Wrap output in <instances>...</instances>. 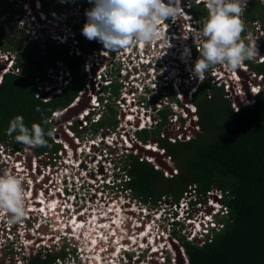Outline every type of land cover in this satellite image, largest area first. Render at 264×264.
Returning a JSON list of instances; mask_svg holds the SVG:
<instances>
[{
  "label": "built area",
  "instance_id": "1",
  "mask_svg": "<svg viewBox=\"0 0 264 264\" xmlns=\"http://www.w3.org/2000/svg\"><path fill=\"white\" fill-rule=\"evenodd\" d=\"M23 1L10 2L14 4L15 18H19V29L28 16L34 21L29 31L33 41L61 48L65 33L74 36L67 25V10H62L52 22L40 11L39 0H30L28 4ZM72 3V14L80 16L81 6ZM193 6L206 9L202 0H181L187 15L167 19L161 26L159 39L142 47V43H136L113 52L98 42V49L83 53L80 42L74 38L69 55L85 58L86 83L71 103L52 112L48 119L53 133L50 139L61 147L58 155L46 153L30 157L29 148L17 150L0 140V175L5 172L18 175L28 193L26 215L21 221L11 222L8 214L0 216V264H29L34 257L44 260L48 254L56 253L71 257L74 248L77 250L74 258L63 261V256L58 257L53 264H72L79 260L81 264H92L93 254L103 253H106L105 259L101 257L95 261L97 264L99 261L100 264H189L185 244L202 247L211 243L231 223L225 202L227 191L211 188L199 193L196 186H188L177 200L164 195L153 203L150 199L145 202L132 197L133 192L126 187L130 177L125 159L129 155L150 164L164 178L178 175L171 157L160 145L190 140L197 121L193 97L203 82L209 81L222 89L235 112L264 90V73L252 71L249 65H260L264 60L248 61L240 70H231L233 77L221 75L219 65L206 73L203 82L192 75L200 55L197 51L200 41L194 42L192 35L203 27L190 12ZM7 17L9 14L0 20ZM244 24L243 39L248 43V36L256 33L255 28L259 26L258 31L264 32L259 21ZM58 28L63 34H58ZM154 50L159 52L154 54ZM14 59L11 52L0 49V81L5 73L19 74L20 70L13 67ZM63 64L56 60L44 69L43 77H36V99L50 102L62 94L72 79L71 71ZM247 71L253 73L252 77L249 78ZM239 75L248 85L242 92L235 84L240 81ZM171 94L177 101L171 100ZM163 110L170 114L159 134L145 141L140 139L138 133L159 128ZM184 119L191 126L188 130L183 126ZM154 138L156 142H152ZM120 198L125 201L118 203ZM125 204L129 208L125 209ZM116 209L134 215L131 234H126L128 240L117 242L114 233H99L109 228L106 222L112 216H106ZM147 215L151 217L145 225ZM91 221L100 227L92 235L98 242L85 251V243L91 245V240L84 234L75 236L72 225L82 224L79 230H86V224ZM132 239L140 241L139 245L131 242Z\"/></svg>",
  "mask_w": 264,
  "mask_h": 264
},
{
  "label": "trees",
  "instance_id": "2",
  "mask_svg": "<svg viewBox=\"0 0 264 264\" xmlns=\"http://www.w3.org/2000/svg\"><path fill=\"white\" fill-rule=\"evenodd\" d=\"M39 2L41 12L50 19L57 17L62 10L73 8L72 2L80 5L83 16L78 26L79 49L83 53L98 49L96 40L90 41L82 34L87 22L86 11L94 6L93 3L89 0ZM10 5L7 0H0V19L9 13L6 11H10ZM190 12L203 26L208 15L206 9L193 6ZM242 19L247 24L259 21L264 26V6L258 0H250ZM15 30L6 21L0 20V49L17 52L16 67L20 70L19 74H5L0 81V140L21 150L29 147L15 141L18 133L7 134L10 121L22 116L29 129L36 123L46 133L51 131L48 123L51 113L71 103L86 83L85 58L83 55L73 57L69 55L68 48L53 45L48 49L57 50V53L42 51L43 55H39L35 52V48L39 52V47L29 42L26 34L20 31L16 34ZM244 35L245 30L242 38ZM55 60L67 66L72 79L62 94L50 102H42L35 98V79L38 72L52 66ZM249 65L252 71L264 73V63ZM170 97L172 101H177L172 94ZM193 104L197 121L190 140L161 144L171 157L178 175L164 178L150 164L129 155L125 162V168L129 166L127 175L130 177L126 187L135 197L145 202L150 199L153 203L164 195L177 200L188 186H196L199 193L211 188L227 191L225 202L229 206L231 223L216 234L211 243L202 247L185 244L189 264H264V90L251 103L235 112L230 100L224 97L223 90L205 81L198 86ZM169 114L168 110L161 111L159 128L138 133L139 138L145 141L152 135H158ZM45 139L47 146L32 149L38 153L52 149L54 145L50 137L46 135ZM55 257L54 254H48L44 260L34 257L29 264H53Z\"/></svg>",
  "mask_w": 264,
  "mask_h": 264
},
{
  "label": "clouds",
  "instance_id": "3",
  "mask_svg": "<svg viewBox=\"0 0 264 264\" xmlns=\"http://www.w3.org/2000/svg\"><path fill=\"white\" fill-rule=\"evenodd\" d=\"M89 2L94 6L86 11L87 22L83 26L82 34L90 41L102 43L105 49L113 52L136 43L151 44L161 36V26L167 19L175 20L187 15L181 7V0H168L167 3L165 0H89ZM202 2L208 15L203 21V27L192 35L194 42L200 41V47L197 49L200 55L192 69V75L200 82H203L206 73L217 65L236 70L246 61H254L261 56L255 41L245 43L242 38L245 29L242 17L248 0H202ZM72 4L74 6V3ZM66 10L69 14L67 25H70L74 36L65 33V41L71 43L75 37L79 41L78 26L82 13L75 17L72 14L73 8ZM27 18L19 30L28 36L29 42L41 46L30 38V28L35 24ZM48 19L54 22L58 16ZM14 20L18 23L19 18ZM187 38L188 36H185V39ZM62 46L69 49L71 44L63 41ZM11 54L15 57L13 67H16V54L13 52ZM13 133H18L15 135L17 143L29 148L47 146L45 136L53 135L50 130L46 133L40 124L33 123L29 129L25 126L22 116H16L10 121L7 134L11 136ZM27 196L23 181L18 175L10 172L0 175V216L8 214L11 222L21 221L26 215Z\"/></svg>",
  "mask_w": 264,
  "mask_h": 264
},
{
  "label": "rangeland",
  "instance_id": "4",
  "mask_svg": "<svg viewBox=\"0 0 264 264\" xmlns=\"http://www.w3.org/2000/svg\"><path fill=\"white\" fill-rule=\"evenodd\" d=\"M11 0H7V2H10ZM261 2H263L264 3V0H260ZM23 2H25L26 4H28V2H30V0H24ZM11 3V2H10ZM263 3H262V5H263ZM204 6H205V4H204ZM7 7V6H6ZM14 8V4H12L11 3V5H10V11L8 10V11H6L8 14H9V17H7V19L6 20H4V21H6L9 25H11L14 29H16L15 30V33L16 34H19L20 32H18V31H21V30H19V27H18V25H17V23H16V21L14 20L15 19V13L13 12V8ZM7 10V9H6ZM33 14H34V11H33ZM35 16H37V14H35ZM28 20L29 21H32L31 20V16H28ZM258 28H259V26L257 27V28H255L254 30H255V32L256 33H253L251 36H248V39H249V41H255L256 43H257V46H258V49H259V52H260V57L257 59V63H259L260 62V60H264V32H259L258 31ZM257 30V31H256ZM17 31V32H16ZM58 33L60 34V33H62V30L60 29V28H58ZM30 39V38H29ZM63 40H64V42H67L69 45L70 44H72L73 45V41H71V43H69L68 41H65L66 40V38H63ZM49 43H45V44H42L41 46H38L39 47V52H38V54L39 55H43L42 54V51H46V52H48V51H50V52H52L53 51V53L55 54V53H57V50H49L48 49V46H52L51 44H49ZM54 46V45H53ZM61 48H64L65 49V47H61ZM36 49V48H35ZM71 49V48H70ZM75 51V50H74ZM76 52V51H75ZM157 52H159V51H157V50H154L153 51V53L154 54H156ZM77 53V52H76ZM261 58V59H260ZM56 61V60H55ZM54 61V62H55ZM53 62V63H54ZM52 63V64H53ZM57 66V65H56ZM62 66H65L64 64L62 65ZM241 66H243V64L241 65ZM218 68V70L222 73L221 75H226V76H230V77H233V74L231 73V69H229L227 66H222V65H219V67H217ZM239 70H240V67L238 68ZM56 70V69H55ZM44 73L45 72H38V75L37 76H39V77H43L44 76ZM53 73H55V71L53 70ZM247 73L248 74H250V76H249V78L250 77H252V74L251 73H249L248 71H247ZM171 74V73H170ZM171 76H173L172 74H171ZM239 78H240V81L239 82H237L236 81V85H237V87L240 89V91L242 92V90H243V88H244V86H248L244 81H243V76H241V75H239ZM264 80V79H263ZM186 120L187 119H184V125L183 126H185V128H187V130L191 127L190 126V124L188 125L187 123H186ZM125 155H128V154H125ZM140 156H141V154H139ZM126 160V159H125ZM123 201H125V199L124 198H120V199H117V202L118 203H120V202H123ZM130 202H131V200H130ZM131 203H133V202H131ZM134 204V203H133ZM125 206H127L126 204L124 205V207ZM132 208H134V209H136L137 207H135V206H131ZM126 208H129V207H125V209ZM116 212V213H115ZM114 212V214L113 215H111V216H114V225H113V223H111V221H107L108 223H110V226H108L109 228H110V230H109V232H111V233H114L115 235H116V237H115V240H116V238H117V236H120V235H118V233L119 234H122L123 233V240H128V239H126L127 237V235L126 234H128V235H130L131 233V226H133V224L135 223V222H133V220H132V217H134V215L133 214H131L130 212H127V211H125V210H119L118 211V209H116V211ZM145 217H147V219H145L144 221H143V224H148V221L150 220V217H151V215H147V216H145ZM127 218V219H126ZM120 222V224H118L117 225V223H115V222ZM113 222V221H112ZM122 222H123V224H122ZM115 225H117V226H115ZM113 226H115L114 228V230L112 229L113 228ZM97 228H100V227H97ZM83 230H85V229H83ZM87 230V229H86ZM145 230H147V229H145ZM93 231L94 230H92V231H89V232H86V231H84L83 233L81 232V233H79V235L81 236V234H84V236L85 237H88L89 236V239L88 240H91V245L90 244H86L85 243V246H84V249H85V251H89L90 249H92V247H93V245L92 244H96L97 242H98V239L97 238H95L94 236H92L93 235ZM142 231H144V230H142ZM72 233H74V232H72ZM99 233H101V234H107L108 232H104L103 233V231L102 230H100L99 231ZM91 234V235H90ZM78 236V235H77ZM131 242H135L134 241V239H132L131 240ZM145 242V241H144ZM122 243H126V242H122ZM135 243H138V245H139V243H140V241H136ZM145 244H147L146 242H145ZM149 245H150V243H149ZM140 246H142V245H140ZM122 246L121 245H119V248H121ZM118 248V249H119ZM116 254V253H115ZM115 254H114V257H115ZM117 257V256H116ZM115 257V258H116ZM93 259H95L96 261H98V260H100L101 259V255L100 254H93V257H92ZM101 263V261H99L98 262V264H100ZM85 264V263H84ZM88 264V263H87ZM92 264H95L94 262L92 263Z\"/></svg>",
  "mask_w": 264,
  "mask_h": 264
},
{
  "label": "flooded vegetation",
  "instance_id": "5",
  "mask_svg": "<svg viewBox=\"0 0 264 264\" xmlns=\"http://www.w3.org/2000/svg\"><path fill=\"white\" fill-rule=\"evenodd\" d=\"M11 26V25H10ZM12 27V26H11ZM18 37H21V36H18ZM15 40V39H14ZM26 46V44L24 43V47ZM35 52L38 54V51L35 49ZM16 55H17V52H14ZM162 130V128H160V131ZM155 139V138H154ZM51 140V139H50ZM157 141V140H156ZM52 142V141H51ZM53 143V142H52ZM162 143H165V142H161V144ZM54 145V144H53ZM161 146V145H160ZM162 147V146H161ZM61 147H58V146H55L54 145V147L52 148V149H50V150H46V151H43V152H40V153H38V152H35V150L34 149H32V148H29V149H27L28 151H30L32 154H30V157L31 156H33V155H39V154H46V153H48V154H53V153H55L56 155H58L57 153H58V150L60 149ZM163 148V147H162ZM31 159V158H30ZM169 179V178H168ZM132 197H134V195L132 196ZM135 198V197H134ZM141 199V198H140ZM110 219H111V223H113V225H114V219L112 220V217H110ZM109 219V220H110ZM113 221V222H112ZM118 224H120V222H117V225ZM122 224H123V222H122ZM117 225H115V226H117ZM115 226H113V230L115 229L114 227ZM109 230H110V228H108L107 230H106V232H108V233H111V232H109ZM118 235H120V236H122L123 235V233L122 234H119L118 233ZM120 236H117V237H120ZM111 253H113V252H111ZM77 254V250L74 248V250H73V254H72V258H74V255H76ZM54 255H56V257L55 258H58V257H62L63 256V254L62 253H60V254H54ZM105 256H106V253H103L102 255H101V257H102V259H105ZM70 256H67V254H65L64 256H63V261L64 260H68V261H70L71 258ZM76 258H78V259H80L79 257H77L76 256ZM81 260H79L77 263L75 262V263H72V264H81V262H80ZM96 260H94V263L95 264H97L96 262H95ZM54 262V261H53Z\"/></svg>",
  "mask_w": 264,
  "mask_h": 264
},
{
  "label": "bare ground",
  "instance_id": "6",
  "mask_svg": "<svg viewBox=\"0 0 264 264\" xmlns=\"http://www.w3.org/2000/svg\"><path fill=\"white\" fill-rule=\"evenodd\" d=\"M29 10V9H28ZM143 46V44H140V47H142ZM119 210H121V209H118V211ZM116 211V210H115ZM116 213V212H115ZM114 214V213H113ZM113 214H107V218L109 217V216H111V215H113ZM113 218H114V216H112V220H113ZM95 220H96V218L94 217L93 218V222H95ZM92 221H91V223L90 224H86L87 225V230H83V228L82 229H80L79 230V228L82 226V224H78V223H73V225H72V232H74L75 233V236H77L79 233H83L84 231H86V232H89V231H92V230H95V229H98L97 227V225L95 224V225H92ZM108 221H111V219L110 220H108ZM115 223H117V221L115 222ZM106 226H110V223H108V222H106ZM148 234H151V232L150 231H148L147 232ZM123 236L124 235H122V236H120V237H117L116 238V241L117 242H119L122 238H123ZM137 240V239H136ZM135 241V240H134ZM136 242V241H135ZM120 244V243H119ZM120 250H122V247L120 248ZM118 251V250H117ZM120 252V251H119ZM116 256H118V253L116 252V254H115V257Z\"/></svg>",
  "mask_w": 264,
  "mask_h": 264
},
{
  "label": "water",
  "instance_id": "7",
  "mask_svg": "<svg viewBox=\"0 0 264 264\" xmlns=\"http://www.w3.org/2000/svg\"><path fill=\"white\" fill-rule=\"evenodd\" d=\"M73 112V111H72ZM152 142H156V139H152Z\"/></svg>",
  "mask_w": 264,
  "mask_h": 264
}]
</instances>
